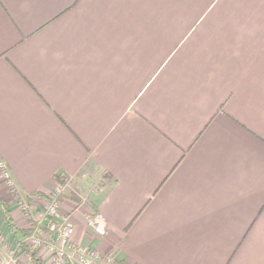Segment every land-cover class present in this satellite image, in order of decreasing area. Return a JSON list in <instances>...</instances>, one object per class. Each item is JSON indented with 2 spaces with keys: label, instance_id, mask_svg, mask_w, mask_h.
<instances>
[{
  "label": "crops",
  "instance_id": "0c3cea01",
  "mask_svg": "<svg viewBox=\"0 0 264 264\" xmlns=\"http://www.w3.org/2000/svg\"><path fill=\"white\" fill-rule=\"evenodd\" d=\"M0 160L94 264H264V0H0Z\"/></svg>",
  "mask_w": 264,
  "mask_h": 264
},
{
  "label": "built area",
  "instance_id": "2783aa9c",
  "mask_svg": "<svg viewBox=\"0 0 264 264\" xmlns=\"http://www.w3.org/2000/svg\"><path fill=\"white\" fill-rule=\"evenodd\" d=\"M0 179L6 186L8 192L13 196L16 205L26 214L27 204L15 197V190L11 174L4 161L0 160ZM62 193V188L55 186L51 194L44 203L41 212L40 220L35 222L34 232L29 237L28 242L32 245V241L42 242L44 248L50 256V264H94L95 252L87 248L77 246L72 242L74 234L73 227L66 221L62 220L60 214L59 197ZM4 222V221H3ZM41 222V223H40ZM44 222V226L43 225ZM87 227L96 235H105V223L99 213H92L86 218ZM48 230L47 241L38 237V233ZM15 251H10L8 255L1 258L0 264H12L16 261V256L19 249L15 245Z\"/></svg>",
  "mask_w": 264,
  "mask_h": 264
},
{
  "label": "trees",
  "instance_id": "16d2710c",
  "mask_svg": "<svg viewBox=\"0 0 264 264\" xmlns=\"http://www.w3.org/2000/svg\"><path fill=\"white\" fill-rule=\"evenodd\" d=\"M55 179L60 184L64 183V178L56 177ZM46 198H48V197H46ZM59 201H60V197H59ZM0 213H1V216H2L4 223L7 225L9 232L11 233V235L14 239L15 245L19 249V252L20 253L24 252L29 257V259L31 260V262L33 264H45L36 255V253L34 252V250L31 247L30 243L28 242L29 237L34 232V225H35L34 221L31 223V225L27 229L19 228L13 222V219L10 215L6 201L3 200L1 197H0ZM44 230H45L46 234L48 235V230L46 228ZM15 256H17V254H15ZM113 264H124V263L113 262Z\"/></svg>",
  "mask_w": 264,
  "mask_h": 264
},
{
  "label": "rangeland",
  "instance_id": "374dc122",
  "mask_svg": "<svg viewBox=\"0 0 264 264\" xmlns=\"http://www.w3.org/2000/svg\"><path fill=\"white\" fill-rule=\"evenodd\" d=\"M83 180H85V183L84 184H81V188H82V193L84 194V193H86L87 191H90V190H96V188H97V184H98V182L96 181L97 179H93L89 174H88V172H85V174H83V178H82ZM64 185H65V181H64V183L63 184H60V183H58V182H56V186H58V187H60V188H63L64 187ZM51 194V193H50ZM49 194V195H50ZM48 195V196H49ZM60 196H61V194H60ZM79 197V196H78ZM78 197H76V198H78ZM60 199H61V197H60ZM59 204H60V201H59ZM42 226H44V222H43V225ZM38 235V237L39 238H41V239H45L46 241L48 240L47 239V237H48V235L47 234H45L43 231H41L40 233H38L37 234ZM32 246L34 247V248H36V249H38V248H44V246H43V244H42V242H37V240H34V241H32ZM6 250H7V253H9L10 251L7 249V246H6ZM16 249H15V247H14V249H13V251H15ZM19 253H17V255H18ZM8 255V254H7ZM17 257V256H16ZM50 257V256H49ZM1 258H0V263H1Z\"/></svg>",
  "mask_w": 264,
  "mask_h": 264
}]
</instances>
